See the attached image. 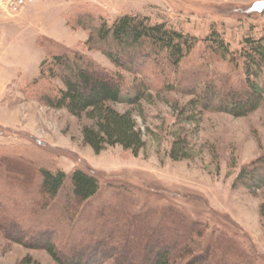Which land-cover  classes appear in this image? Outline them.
Here are the masks:
<instances>
[{
	"label": "rangeland",
	"instance_id": "obj_1",
	"mask_svg": "<svg viewBox=\"0 0 264 264\" xmlns=\"http://www.w3.org/2000/svg\"><path fill=\"white\" fill-rule=\"evenodd\" d=\"M68 1L28 0L21 10L13 13L0 6L3 38L0 40V128L9 136L0 141V155L12 157L7 158V173L4 166L0 167V176L15 178L19 185L32 184L33 187L27 189L31 197L28 198L40 203L43 201L39 188L34 185L38 183L35 170L38 167L60 168L67 173L81 168L97 176L102 191L89 202L74 231L90 230L89 235L98 239L109 229L129 234L132 239L126 242L123 239L116 242L117 238L113 237L104 244H98L102 238L95 243L105 253L107 247L121 250L126 246L129 252L122 261L141 264L144 248L157 238L166 240L165 243L186 241L187 217L207 225L204 233L208 237L211 230L218 228L215 243L222 239L220 245L226 246L225 234L233 236L245 250L248 264H264V179L255 181L253 187L242 180L236 181L241 169L252 163H256L260 176H264V101L244 117L218 111H204L196 121L179 116L182 108L188 109L184 113L186 117L192 114L187 106L192 95L182 92V88L204 77L219 82L223 75L218 74L231 67L228 62L219 60L203 40L216 31L234 52L242 51L247 37L264 40V0H115V7H109V22L126 12L139 13L200 40L183 59L177 76L166 63L159 67L144 64L136 71L120 69L104 53L110 48L105 45L90 48L87 29L67 22L61 24L60 16L65 21L68 16ZM44 36L88 56L109 73H119L123 76L125 90L132 94L136 92L138 80L145 78L150 83L148 98L139 104H114L121 112L131 110L143 133L145 145L136 154L121 146H108L95 152L83 140L82 127L91 123L87 117L47 107L31 94L27 81L38 74V66L40 70L41 61L46 57L40 44ZM24 72L27 73L21 75ZM164 73L169 76L168 80L164 81ZM166 82L172 83L174 88L170 89ZM56 84L61 83L55 81ZM179 135L189 141L191 149L187 157L176 159L170 156V150ZM28 173L33 174L31 182ZM122 186L130 187L132 194L118 191ZM12 195L11 198L23 203V196ZM129 197L136 198L134 203L139 206L146 204L153 208L154 220H150L148 212L134 217V209L123 205ZM65 200L62 194L52 201L47 226L55 230V240L60 239L56 242L58 249L69 250L74 244L83 251L87 236L65 242L66 234L72 231L57 227L53 222L54 217L69 215L67 212L77 207L72 202L73 207L66 208ZM166 200L170 205L164 204ZM91 221L95 223L92 224L94 230L87 225ZM155 230L159 231V236L154 235ZM95 231H99L98 234ZM6 233V224L0 218V264H21L27 257L32 264H54L44 248L20 244ZM137 235L146 242L142 244ZM88 250L87 246L86 256ZM97 254L98 251L94 252L93 260L98 258ZM224 260L236 261L216 251L214 262L221 264Z\"/></svg>",
	"mask_w": 264,
	"mask_h": 264
},
{
	"label": "trees",
	"instance_id": "obj_2",
	"mask_svg": "<svg viewBox=\"0 0 264 264\" xmlns=\"http://www.w3.org/2000/svg\"><path fill=\"white\" fill-rule=\"evenodd\" d=\"M89 6L91 5L84 4L73 8L67 14L66 22L68 25L87 29L89 35L87 44L90 48L107 46L110 48L104 51L107 57L120 69L126 71H136L144 64L159 67L161 63H166L177 76L183 59L200 42L196 36L177 30L166 22H153L147 15L126 13L109 22L103 9ZM51 40L45 36L40 39L46 57L41 61L39 75L27 85V88L32 89L31 94L47 107L64 109L76 117H87L91 123L82 127L83 140L95 152L99 153L108 146H121L124 150H130L136 154L145 145L143 133L138 127L133 112L131 110L121 112L114 107V104H139L148 98L150 83L145 78L138 80L135 83L136 92L132 94L129 90H125L122 75L109 73L97 66L88 56ZM203 41L219 60L228 62L231 67L225 73L218 74L223 75L219 82L204 77L201 81L190 83L182 88V92L192 95L187 104L192 114L186 117L184 113L188 109L182 108L179 116L185 120L196 121L200 119L204 111H218L227 112L235 117H244L258 109L264 101L263 38L247 37L240 52L231 51L229 44L216 31ZM164 74L166 76L164 81L168 80L169 76ZM55 81L61 84L55 85ZM166 85L171 86L170 89L174 88L170 82H166ZM189 144L185 137L179 135L173 142L170 156L176 159L187 157L191 149ZM7 158L12 157L8 154L0 155V167L4 166L6 173L9 170ZM255 164L243 167L236 181L242 180L253 187L255 181L264 179L262 174L260 176ZM35 170H37L38 183L34 185L35 187L38 185V194L43 201L41 203L35 198H32V201L28 198L30 196L27 189L33 187L28 182L32 180L31 172L27 174V177H30L27 181L29 184L25 182L24 185H19L15 178L8 179L5 175L0 176L2 213L0 218L5 222L11 239L23 245L28 244L27 246L32 248H44L53 258L54 264H132L130 261L121 259L129 252L126 246L121 250L107 247L106 253L99 246L113 237L117 238L116 242L120 239L129 241L132 239L129 234H119L118 230L109 229L103 233L107 234L99 241L101 238L98 239V236L94 238L89 235L90 230L74 231L82 218V212H85L89 202L96 199L102 191V184L97 176L81 168H76L71 173L60 168L52 170L38 167ZM118 191L128 194L133 192L127 186H122ZM15 193L23 196L22 204L11 198ZM62 194L65 195L66 208L68 206L72 208L74 203L77 207L69 210L67 212L69 215L54 217L53 222L57 227L63 226L68 231H72L65 232L68 233L65 242H72L73 237L81 240L87 236V244L82 246L83 251L74 247V244L72 245L74 248L71 247L69 250L58 249L56 242L60 239L55 240V230L47 226L50 222L47 213L52 212L50 209L52 201L57 200ZM6 197H8L7 201L3 203ZM136 198L129 197L123 205L126 204L134 209L135 212L132 214L134 217L148 212L150 220H154L155 212H152L154 209L146 204L139 206L134 203ZM28 199L30 205H27ZM164 204L170 205L168 201ZM100 207L103 208L104 204L102 203ZM185 220L188 226L187 240L178 244L179 242L165 243L166 240L163 242L157 238L147 246L145 243V253H143L145 257L141 264H208L207 261L218 264L214 262L216 251H221L236 260L234 263L224 260L221 264H248L245 250L237 244L238 241L233 236L225 234L223 238L226 240V246H223L220 245L222 239L215 243V231L218 228L211 230L208 237L204 233L207 225L187 217ZM92 224L95 223L91 221L87 225L94 230L95 225L92 226ZM95 232L98 234L99 231ZM223 232L222 230L221 234H224ZM154 233V235H160L158 230ZM136 238L139 240L140 237L137 235ZM140 239L142 244L146 242V239ZM97 242L99 245L95 244ZM87 246L89 250L86 256L84 250ZM96 251H98V258L93 260L92 255ZM21 264H32L30 257Z\"/></svg>",
	"mask_w": 264,
	"mask_h": 264
},
{
	"label": "crops",
	"instance_id": "obj_3",
	"mask_svg": "<svg viewBox=\"0 0 264 264\" xmlns=\"http://www.w3.org/2000/svg\"><path fill=\"white\" fill-rule=\"evenodd\" d=\"M82 2H85L84 4L85 5H91V6H94V7H102L104 8V12L108 13L106 16L110 15V5L111 7H115L114 4H115V0H112L110 2L106 1V0H70L68 1V13L75 7H78V5H81ZM65 10V11H67ZM126 13H133V12H126ZM119 15V14H118ZM62 16V15H61ZM60 16V20L62 21V25H66V21L64 19H62V17ZM116 18V17H115ZM58 19V18H57ZM59 20V19H58ZM2 33V32H1ZM2 34H0V40H2L3 38L1 37ZM39 66H38V74L36 76H34L31 80L27 81V82H31L32 80H34L38 75H39ZM27 72H24L23 74L21 75H25ZM26 82V81H24ZM26 84V83H25ZM24 84V85H25ZM24 88V86L22 87V89Z\"/></svg>",
	"mask_w": 264,
	"mask_h": 264
},
{
	"label": "built area",
	"instance_id": "obj_4",
	"mask_svg": "<svg viewBox=\"0 0 264 264\" xmlns=\"http://www.w3.org/2000/svg\"><path fill=\"white\" fill-rule=\"evenodd\" d=\"M28 0H0V6L7 12L13 13L21 10ZM3 129L0 128V141L8 139Z\"/></svg>",
	"mask_w": 264,
	"mask_h": 264
}]
</instances>
